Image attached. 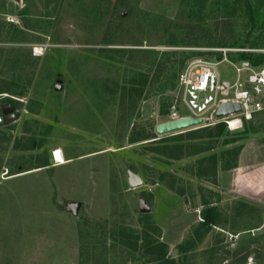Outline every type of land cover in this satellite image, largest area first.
Wrapping results in <instances>:
<instances>
[{
  "label": "rangeland",
  "instance_id": "1",
  "mask_svg": "<svg viewBox=\"0 0 264 264\" xmlns=\"http://www.w3.org/2000/svg\"><path fill=\"white\" fill-rule=\"evenodd\" d=\"M242 47L264 61V0H0V109L16 115L0 168L24 159L10 151L19 127L45 146L26 161L80 158L0 180V264H264V114L220 135L157 133L174 106L191 114L187 63ZM160 186L184 202L171 249L151 214Z\"/></svg>",
  "mask_w": 264,
  "mask_h": 264
},
{
  "label": "built area",
  "instance_id": "2",
  "mask_svg": "<svg viewBox=\"0 0 264 264\" xmlns=\"http://www.w3.org/2000/svg\"><path fill=\"white\" fill-rule=\"evenodd\" d=\"M231 50H224L225 55L220 60L197 58L187 63L178 75V89L183 105L191 114L184 115L174 106L169 121L192 117L202 119L199 125L202 127L225 123L229 130H238L264 113V63L252 66L233 61L227 55ZM222 62L236 68L234 82L220 79L216 67ZM228 105L227 111L221 114V109ZM5 120V116L0 115V123Z\"/></svg>",
  "mask_w": 264,
  "mask_h": 264
},
{
  "label": "crops",
  "instance_id": "3",
  "mask_svg": "<svg viewBox=\"0 0 264 264\" xmlns=\"http://www.w3.org/2000/svg\"><path fill=\"white\" fill-rule=\"evenodd\" d=\"M7 93V92H4ZM6 107V106H5ZM3 107V109L5 108ZM3 109H0V115L5 116L2 111ZM264 114V113H262ZM261 115V114H260ZM32 116H37V114H32ZM257 117V116H256ZM6 118V117H5ZM15 122V121H13ZM11 123H7L6 120L4 123H0V130H6L5 125H11ZM31 134H30V133ZM16 140H18L17 146H12L13 148L10 151H14L17 156H20L19 158H24L17 163V168L13 165H6L3 164L0 168V180L3 181H13L16 179L24 178L31 175H36L38 172L45 171L51 167H64L70 163H74L78 161L79 159H68L65 157L64 153L63 156L65 157L67 163L64 165H55L54 163V155L53 151L56 149L51 150L49 153L47 152L45 160L42 159V157H38V161L32 162L26 161V156H32L33 154H42L43 150H45V146L40 141H35V139H26V138H40L36 135H33L31 131L24 130L23 127H19L16 132ZM22 136V137H21ZM23 138V139H22ZM27 140V143L25 142ZM34 140V141H33ZM37 140V139H36ZM23 142V143H21ZM32 143V144H31ZM57 147V146H56ZM59 150V149H58ZM8 151V150H7ZM4 152V153H3ZM6 151H0V157L5 155ZM30 154V155H28ZM5 169L7 170V173H5ZM159 186V185H158ZM155 198V206L151 209V214L154 219L155 226L160 230L161 232V240L159 244H164L169 249L176 246V242H171L168 238L169 231L174 230V233L178 232L180 227L182 226L183 222L185 221V210H184V202L182 200V197L180 194L172 191L170 188H165L160 186V189L158 192L153 193ZM162 202L165 203L167 206L165 208V211L163 212L161 204ZM158 205V206H157ZM189 216V215H188ZM192 218V226H195L199 223L198 220H196L192 215H190ZM189 218V217H188ZM190 218V219H191ZM173 246V247H172Z\"/></svg>",
  "mask_w": 264,
  "mask_h": 264
},
{
  "label": "water",
  "instance_id": "4",
  "mask_svg": "<svg viewBox=\"0 0 264 264\" xmlns=\"http://www.w3.org/2000/svg\"><path fill=\"white\" fill-rule=\"evenodd\" d=\"M56 89L60 91L61 86L57 85ZM228 107L230 106L228 105V106L223 107L220 113L221 114L225 113ZM2 113L5 115L7 123H11L16 120L15 109L13 107L6 106L3 109ZM202 123H203L202 119H194L192 117L172 120V121H168V122L158 125L157 133L159 135L170 134V133L178 132V131L189 129V128H194L196 126L201 125ZM143 184H144V181L141 177H139L138 175H131V178H130L131 188H137V187L142 186ZM78 206H79L78 204L74 206L75 213H77ZM149 210L150 208L147 206L142 207L143 212H148Z\"/></svg>",
  "mask_w": 264,
  "mask_h": 264
},
{
  "label": "trees",
  "instance_id": "5",
  "mask_svg": "<svg viewBox=\"0 0 264 264\" xmlns=\"http://www.w3.org/2000/svg\"><path fill=\"white\" fill-rule=\"evenodd\" d=\"M220 53V56H219V60L222 59L223 57V53L222 51L219 52ZM235 55V57L233 55ZM227 55L230 59H232L233 61H240V62H246V63H250L252 66H258V65H261L264 63V61L261 63L260 60L256 59V53L250 51V50H246L244 49V47L240 48V49H237V50H231V51H228L227 52ZM216 127V130H217V134L220 135L222 134L223 130H224V127L226 126L225 123H219L217 125H215ZM204 223L205 225L207 226H210L213 223L212 221V217H211V214L210 213H207L205 215V218H204ZM162 247H165V245L163 244Z\"/></svg>",
  "mask_w": 264,
  "mask_h": 264
},
{
  "label": "bare ground",
  "instance_id": "6",
  "mask_svg": "<svg viewBox=\"0 0 264 264\" xmlns=\"http://www.w3.org/2000/svg\"><path fill=\"white\" fill-rule=\"evenodd\" d=\"M54 163L56 165H64L67 163L65 157L63 156V153L61 150H57L55 155H54Z\"/></svg>",
  "mask_w": 264,
  "mask_h": 264
}]
</instances>
